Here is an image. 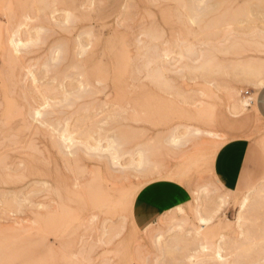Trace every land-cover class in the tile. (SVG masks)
Instances as JSON below:
<instances>
[{"label":"rangeland","instance_id":"obj_1","mask_svg":"<svg viewBox=\"0 0 264 264\" xmlns=\"http://www.w3.org/2000/svg\"><path fill=\"white\" fill-rule=\"evenodd\" d=\"M263 67L264 0H0V264H264Z\"/></svg>","mask_w":264,"mask_h":264},{"label":"crops","instance_id":"obj_2","mask_svg":"<svg viewBox=\"0 0 264 264\" xmlns=\"http://www.w3.org/2000/svg\"><path fill=\"white\" fill-rule=\"evenodd\" d=\"M253 106L256 115L264 122V85L254 94ZM251 144L246 139H234L223 144L215 153L211 171L217 184L227 192H235L245 182L246 162ZM181 191L169 185H152L143 188L135 197L134 218L148 224L157 216L170 210Z\"/></svg>","mask_w":264,"mask_h":264},{"label":"bare ground","instance_id":"obj_3","mask_svg":"<svg viewBox=\"0 0 264 264\" xmlns=\"http://www.w3.org/2000/svg\"><path fill=\"white\" fill-rule=\"evenodd\" d=\"M259 67H262V66L259 65ZM263 68H264V67H263ZM226 69H227V68H226ZM255 72H258L259 74H260V73L264 74V73H263L264 70L262 71V68H261V69H256ZM263 79H264V78H263ZM263 85H264V80H262V81L260 82L259 87H262ZM148 183H149V182H148ZM200 222H204V223H205L206 220L201 218V219H200ZM156 246H157V245H156Z\"/></svg>","mask_w":264,"mask_h":264}]
</instances>
